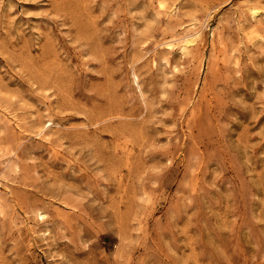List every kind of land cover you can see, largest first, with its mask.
Instances as JSON below:
<instances>
[{"label":"rangeland","instance_id":"1","mask_svg":"<svg viewBox=\"0 0 264 264\" xmlns=\"http://www.w3.org/2000/svg\"><path fill=\"white\" fill-rule=\"evenodd\" d=\"M0 0V264H264V0Z\"/></svg>","mask_w":264,"mask_h":264},{"label":"bare ground","instance_id":"2","mask_svg":"<svg viewBox=\"0 0 264 264\" xmlns=\"http://www.w3.org/2000/svg\"><path fill=\"white\" fill-rule=\"evenodd\" d=\"M52 4V8L57 12L65 11V6L60 0H48Z\"/></svg>","mask_w":264,"mask_h":264}]
</instances>
